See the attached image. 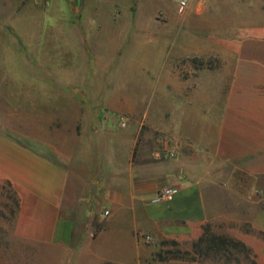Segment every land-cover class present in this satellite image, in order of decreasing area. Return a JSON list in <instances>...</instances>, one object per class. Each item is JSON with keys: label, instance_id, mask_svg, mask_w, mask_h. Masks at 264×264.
I'll list each match as a JSON object with an SVG mask.
<instances>
[{"label": "crops", "instance_id": "0c3cea01", "mask_svg": "<svg viewBox=\"0 0 264 264\" xmlns=\"http://www.w3.org/2000/svg\"><path fill=\"white\" fill-rule=\"evenodd\" d=\"M40 1L15 7L0 0V35L23 39L9 16L42 13ZM225 1L220 22L209 15L184 22L177 45L189 65L185 76L173 69L179 57L171 55L165 72L153 77L151 97L116 105L124 131L78 103L74 87L72 97L55 88L60 106L43 83L21 89L19 129L5 121L0 132V184L10 185L16 203L6 246L16 264H199L151 261L145 244L194 238L216 222L264 233L257 195L264 189V0ZM207 7L190 6L184 19L204 16ZM64 51L67 67L76 50ZM189 59L212 64L191 66ZM34 62L22 57L26 78L75 77L63 65L51 71L47 62ZM5 85L0 80L3 110L10 98ZM169 187L177 189L172 197L153 201ZM98 238L116 246L105 252L94 246Z\"/></svg>", "mask_w": 264, "mask_h": 264}, {"label": "rangeland", "instance_id": "374dc122", "mask_svg": "<svg viewBox=\"0 0 264 264\" xmlns=\"http://www.w3.org/2000/svg\"><path fill=\"white\" fill-rule=\"evenodd\" d=\"M19 1L14 0L15 7ZM28 1L22 0V4L26 5ZM56 2L59 9L53 10L51 7H55ZM70 3L76 7L75 13ZM205 3L208 7L204 16L190 14L187 20L184 19L190 6L200 8ZM39 4L44 6L42 13L9 16V22L23 39L14 43L8 34L0 35V80L6 81V90L10 94L7 95L10 97L6 102L7 108H0V132L7 127L3 124L5 121L12 123L8 128L19 129L21 89L26 85L38 86L42 83L54 89L55 105L60 106L63 102L56 97L55 88L64 87L62 89L69 90L70 97L75 88L74 97L78 103L93 108V114L100 113L113 130L124 131L121 128L120 109H115L120 101L133 104L151 97L150 90L155 85L153 77L165 72L171 55L179 57L171 63L179 76H185L186 69H189L187 59L180 58V47L177 45L180 33L185 31L184 22H201L209 15L215 19L212 20L214 23H218L227 17L224 7L228 5L225 0H188L187 8L179 12L178 0H42ZM75 22L76 34L71 36L70 30ZM170 27H175L174 31H170ZM168 32L172 33L170 37ZM67 48L76 50L75 58H70L74 62H70L69 67H65L68 56L64 49ZM82 51L88 57L86 61L81 58ZM24 55L35 60V64L47 62L44 65H49L51 71H57L63 65L66 73L73 72L75 77L73 79L70 75L69 81L64 78H44L43 82L37 77L26 78L27 68L22 63ZM190 62L191 66L206 67L212 64L197 63L195 60ZM35 64L32 69L36 73L42 72L44 67H39V64L36 67ZM108 107L111 109L105 110ZM258 194L264 206V189H258ZM15 204L10 185L0 184V264L17 262L11 259L6 246L9 238L5 237L14 230L12 218ZM207 225L210 234L239 241L248 251L228 248L229 253L216 258L213 254L206 258L197 257L194 261L176 258L179 253L184 255L188 252L192 255L193 245L201 238ZM206 243L200 247L204 248ZM93 244L105 252L116 246L105 238H98ZM145 245L153 250L151 261L160 263L264 264V254L259 253L264 245V233L254 231L248 224L210 223L203 226L197 237L183 241L158 238ZM26 261L32 262L33 259L27 258ZM69 262L74 263L73 259Z\"/></svg>", "mask_w": 264, "mask_h": 264}, {"label": "trees", "instance_id": "16d2710c", "mask_svg": "<svg viewBox=\"0 0 264 264\" xmlns=\"http://www.w3.org/2000/svg\"><path fill=\"white\" fill-rule=\"evenodd\" d=\"M204 242L207 243L204 248H201L200 245ZM228 248L239 251H248L246 246L239 241L233 240L226 236H217L214 234H210L209 225H207L204 227V233L201 238L198 240L197 243L193 245L192 255L188 252L184 253V255H181L179 253V256L176 258L180 257L186 260L189 259L194 261L197 257L206 258L210 256V254H213L216 258L218 255L229 253ZM214 257L212 259H214Z\"/></svg>", "mask_w": 264, "mask_h": 264}, {"label": "built area", "instance_id": "2783aa9c", "mask_svg": "<svg viewBox=\"0 0 264 264\" xmlns=\"http://www.w3.org/2000/svg\"><path fill=\"white\" fill-rule=\"evenodd\" d=\"M188 6V0H178V10L179 12H182L185 10ZM177 192L176 188L169 187V188H163L160 191L157 192L155 198L153 199L154 202L159 201H165L172 197ZM149 237L145 238V241H149Z\"/></svg>", "mask_w": 264, "mask_h": 264}]
</instances>
